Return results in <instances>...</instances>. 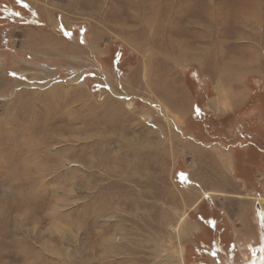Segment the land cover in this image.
I'll list each match as a JSON object with an SVG mask.
<instances>
[{"label": "rangeland", "instance_id": "obj_1", "mask_svg": "<svg viewBox=\"0 0 264 264\" xmlns=\"http://www.w3.org/2000/svg\"><path fill=\"white\" fill-rule=\"evenodd\" d=\"M250 77L264 0H0V264L263 257Z\"/></svg>", "mask_w": 264, "mask_h": 264}, {"label": "crops", "instance_id": "obj_2", "mask_svg": "<svg viewBox=\"0 0 264 264\" xmlns=\"http://www.w3.org/2000/svg\"><path fill=\"white\" fill-rule=\"evenodd\" d=\"M250 78H254V77H250ZM254 79H255L254 80L255 82H258V79H256V78H254ZM248 80H246V85H245L246 89L240 91L239 93L236 92L234 94L232 104H230L229 106L232 107L234 105V103H239L241 100L245 99L244 104L242 106L239 105L240 107L234 106V107H236L235 110L230 112V113H232L231 115H234L235 117L237 116L238 119H239V117L240 118L248 117L250 122H252V123L249 122V126H251L254 123L257 125V129L261 130V125H260L261 119L258 116L264 115V89L262 88L263 87L262 86V87H260L261 90H260V88H258V90H254V88L250 87V85L247 83ZM254 81H253V83H254ZM227 110L229 112V109H227ZM253 114L257 116V117L255 116L256 117L255 120H254ZM257 118L260 120H258ZM253 121H255V122H253ZM262 123H263V121H262ZM225 126L229 127L227 125H225Z\"/></svg>", "mask_w": 264, "mask_h": 264}, {"label": "trees", "instance_id": "obj_3", "mask_svg": "<svg viewBox=\"0 0 264 264\" xmlns=\"http://www.w3.org/2000/svg\"><path fill=\"white\" fill-rule=\"evenodd\" d=\"M12 1H13V0H12ZM2 6H3V5H2ZM4 18H6V19L8 18L7 20H10V21L12 22L13 19H20L21 16H20V15H15V14L12 15V14H11V15H8V17L5 16ZM11 19H12V20H11ZM1 21H2V20H1ZM2 22H3V21H2ZM122 61H123V60H122ZM123 62H124V61H123ZM123 62H122V63H123ZM117 66H118V65H117ZM114 68H115V66H114ZM252 80H254V78H251V80L248 81V84L250 85V87L254 88V90H258V89L255 88V86H254L255 83H253ZM259 102H260V101H259ZM253 115H254V114H253ZM255 116H256V115H254V118L257 117V116L255 117ZM225 129H229V127H226Z\"/></svg>", "mask_w": 264, "mask_h": 264}, {"label": "bare ground", "instance_id": "obj_4", "mask_svg": "<svg viewBox=\"0 0 264 264\" xmlns=\"http://www.w3.org/2000/svg\"><path fill=\"white\" fill-rule=\"evenodd\" d=\"M262 253H264V252H262ZM248 264H264V256L263 257H259V256L258 257H253V260L250 263H248Z\"/></svg>", "mask_w": 264, "mask_h": 264}]
</instances>
